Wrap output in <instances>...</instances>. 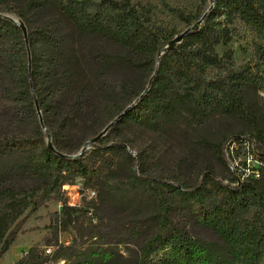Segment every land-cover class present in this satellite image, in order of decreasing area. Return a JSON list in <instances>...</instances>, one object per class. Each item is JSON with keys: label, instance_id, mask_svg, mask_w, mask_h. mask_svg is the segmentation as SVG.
Wrapping results in <instances>:
<instances>
[{"label": "trees", "instance_id": "16d2710c", "mask_svg": "<svg viewBox=\"0 0 264 264\" xmlns=\"http://www.w3.org/2000/svg\"><path fill=\"white\" fill-rule=\"evenodd\" d=\"M206 3L200 0L193 14L175 6L170 11L189 28L204 14ZM17 15L26 28L27 47L21 30L0 17V126L27 124L33 131L21 137L0 132V157L24 153L44 184L25 189L0 176V260L17 236L27 233L23 226L28 217L49 203L61 205L51 217L52 228L67 230L76 207L68 206L63 187L74 185V178L84 191L94 192L86 185L97 186L110 177L109 164L94 166L84 161V154L68 159L56 153L73 156L78 149L71 147L74 130L91 121L104 108L105 96L115 92L125 98L123 111L130 106L123 120L162 125L179 108L196 122L234 117L252 130L246 139L250 165L239 162L241 168L229 170L227 163L238 159V151L230 150L232 141L224 139L214 145L226 171L222 177L206 170L193 186L150 188L153 212L139 223L148 225L151 234L136 264H264V129L257 128L260 120L245 100L247 90H264V0H216L198 29L165 51L158 63V50L176 35H162L152 0H24ZM234 23L254 34L256 64L235 65L230 53L215 52L230 41ZM94 41L119 52L104 53ZM116 67L145 72V84L140 88L135 76L125 78L116 92L109 82ZM35 101L54 152L47 147ZM234 139L241 147L239 136ZM92 148L100 154L95 144ZM115 150L108 146L103 153L109 157ZM177 214L210 229L220 244L193 235L174 221ZM67 251L59 246L52 258L64 259ZM110 256L103 252L99 257ZM47 261L35 245L16 264Z\"/></svg>", "mask_w": 264, "mask_h": 264}, {"label": "rangeland", "instance_id": "374dc122", "mask_svg": "<svg viewBox=\"0 0 264 264\" xmlns=\"http://www.w3.org/2000/svg\"><path fill=\"white\" fill-rule=\"evenodd\" d=\"M23 1L0 0V15L20 20L17 12ZM152 1L156 7L157 24L165 37L169 34L177 35L187 28L183 19L170 11L172 7L182 8L183 14H193L200 3V0ZM210 1L207 0L206 10ZM232 29L230 41L215 48L217 55L230 53L231 61L235 65L256 64L253 51L254 34L240 23H234ZM93 44L104 53L119 52L117 47L103 41H94ZM144 76L145 72L137 74L127 67H116L109 82L117 92L125 78H131V81L134 77L138 79L141 88L145 84ZM105 97L104 108L91 121L74 130L71 147L78 149L72 155L78 153L87 140L95 137L125 108V98L122 95L114 92ZM245 100L260 120L257 128L264 129V90H247ZM0 128V132L8 137L29 136L33 131L27 124L18 128L2 125ZM251 132L247 124L234 117L209 116L202 122H196L179 108H175L172 118L162 125L135 123L123 120L122 117L95 144L100 154H96L92 146L84 152L85 162L94 166L109 164L112 171L110 177L104 179L100 185H86L95 192L94 198L82 197L79 200L74 194L75 186L69 189L78 206L73 214V223L64 231H55L50 224L52 215L60 212V204L49 203L37 210L28 217L23 226L27 233L17 236L1 258L0 264H16L22 254L35 245H39L41 249L49 245H60L68 249L64 259L52 258L49 264H73L85 260H89L91 264H136L144 242L151 234L148 225L143 228L139 223L153 212L150 188H159L166 184L193 186L206 170L222 177L226 171L216 158L214 145L224 139H227L226 144L233 141L234 150L238 151V159L229 161L228 169L241 168L243 162L250 165L253 156L250 155L246 139ZM234 136H239L241 147ZM113 145L116 152L107 157L108 154L103 153L104 148ZM25 156L24 153H19L0 157V176L6 183L25 189L42 186L43 178L33 173ZM253 164L258 165L255 161ZM78 180L79 178H74L71 184H77ZM174 221L185 224L193 235L220 244L210 229L193 225L191 220L179 214L175 215ZM103 252H108L111 256L101 260L99 256Z\"/></svg>", "mask_w": 264, "mask_h": 264}, {"label": "water", "instance_id": "95a60500", "mask_svg": "<svg viewBox=\"0 0 264 264\" xmlns=\"http://www.w3.org/2000/svg\"><path fill=\"white\" fill-rule=\"evenodd\" d=\"M215 1H216V0H211V1H210L208 9L204 12V14L200 17V19H199L196 23H194V25H192L191 27L185 29V30H184L183 32H181L180 34H178V35H176L175 37H173L170 41H168V42L166 43V46H165V47L160 48V49L158 50V52H157V56H156V58H157V63H158V61H159L161 55H162L165 51H168V50L172 49L174 46H176L177 44H179V43L182 41V39L184 38V36H186L188 33L192 32V31H196V30L198 29V27L200 26V24H201V23L203 22V20L205 19L207 13H208L209 10L211 9V7L213 6V4H214ZM0 17L6 19V20H8V21H10L11 23H13L14 25H16V26L21 30V32H22V36H23V39H24V42H25V45H26V47H27V32H26V28H25L24 24L22 23V21H20V20H16V19H14V18H12V17L4 16V15H0ZM26 50H27V59H28V72H30V55H29V52H28V49H27V48H26ZM155 72H156V70L154 71V74H155ZM154 74L152 75V77L154 76ZM152 77H151V79H150V81H149V83H148V85H147V88H148L149 85H150V82H151V80H152ZM146 90H147V89H146ZM146 90H145V91H146ZM141 96H142V95H141ZM141 96L138 97V98L136 99L135 102H137V101L141 98ZM135 102H134V103H135ZM129 108H130V106L127 107L122 113H120L115 119H113V120H112V121H111V122H110L105 128H103V129H102V130H101V131H100L95 137H93V138L87 140V141L83 144L82 148L80 149V151H79L76 155H73V156H66V155H63V154H60V153H56V155L59 156V157H62V158H68V159H78V158L82 157V155H83L84 152L88 149V147H90V146L96 144V143L99 141V139H100L101 137H103V136L108 132V130H109V129H110L115 123H117V122L122 118V116L125 114V112H126ZM35 109H36V113H37V115H38L39 125H40V127L43 129V131H45V133H46V143H47V147H48L52 152H54V149H53V147H52V145H51L50 134H49V132H47V131L45 130V128H44V125H43V122H42V118H41V115H40V111H39V109H38V106H37L36 101H35Z\"/></svg>", "mask_w": 264, "mask_h": 264}, {"label": "built area", "instance_id": "2783aa9c", "mask_svg": "<svg viewBox=\"0 0 264 264\" xmlns=\"http://www.w3.org/2000/svg\"><path fill=\"white\" fill-rule=\"evenodd\" d=\"M229 147H230V150L235 148V145H234L233 141H232V143L230 144ZM230 170L233 171L234 169L232 167H230ZM254 177L257 178L258 175L255 174ZM74 186H75V193L74 194H76V196L78 197L79 200L82 197H86L88 199H93L94 198V196H95L94 192H92V191H84L81 182H78L77 184H74V185H65L63 187V190L65 191V194H66L67 199H68V206H70V207H77L78 206V203H76L77 201H74V198L69 193V189L74 187ZM59 242H60V244H62L61 241H59ZM59 246L60 245H58L56 247H53V246L49 245V246H44L42 248L44 257H46L48 259V261L45 264H49L51 262L53 254L59 248Z\"/></svg>", "mask_w": 264, "mask_h": 264}]
</instances>
